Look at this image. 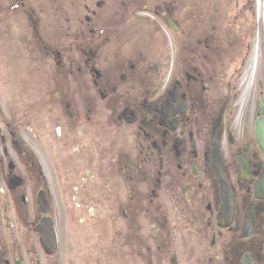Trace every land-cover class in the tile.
<instances>
[{"label": "flooded vegetation", "instance_id": "af4514ba", "mask_svg": "<svg viewBox=\"0 0 264 264\" xmlns=\"http://www.w3.org/2000/svg\"><path fill=\"white\" fill-rule=\"evenodd\" d=\"M259 119L264 0H0V264H264Z\"/></svg>", "mask_w": 264, "mask_h": 264}, {"label": "rangeland", "instance_id": "374dc122", "mask_svg": "<svg viewBox=\"0 0 264 264\" xmlns=\"http://www.w3.org/2000/svg\"><path fill=\"white\" fill-rule=\"evenodd\" d=\"M37 62L38 61H33V60H29V61H24L23 62V66H22V68L24 67V65H25V63H27L28 65H37ZM21 63H22V61H10L9 62V66L11 67V69L13 68V69H15V68H20V65H21ZM20 64V65H19ZM19 65V66H18Z\"/></svg>", "mask_w": 264, "mask_h": 264}]
</instances>
